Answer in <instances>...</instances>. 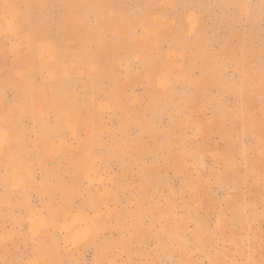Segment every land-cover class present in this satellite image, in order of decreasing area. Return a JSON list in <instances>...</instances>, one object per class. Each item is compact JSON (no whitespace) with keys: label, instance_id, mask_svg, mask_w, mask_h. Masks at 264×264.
<instances>
[{"label":"rangeland","instance_id":"1","mask_svg":"<svg viewBox=\"0 0 264 264\" xmlns=\"http://www.w3.org/2000/svg\"><path fill=\"white\" fill-rule=\"evenodd\" d=\"M0 264H264V0H0Z\"/></svg>","mask_w":264,"mask_h":264},{"label":"crops","instance_id":"2","mask_svg":"<svg viewBox=\"0 0 264 264\" xmlns=\"http://www.w3.org/2000/svg\"><path fill=\"white\" fill-rule=\"evenodd\" d=\"M3 1V0H1ZM8 44V43H6ZM5 44V37H4V32L3 30L0 31V52L4 51V46L6 45ZM1 115H9V114H5L4 112L0 113V117H3Z\"/></svg>","mask_w":264,"mask_h":264}]
</instances>
